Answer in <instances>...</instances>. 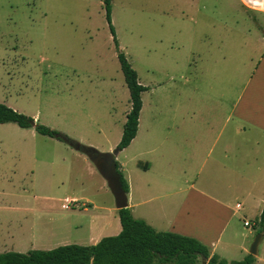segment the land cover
I'll list each match as a JSON object with an SVG mask.
<instances>
[{
  "label": "rangeland",
  "instance_id": "obj_1",
  "mask_svg": "<svg viewBox=\"0 0 264 264\" xmlns=\"http://www.w3.org/2000/svg\"><path fill=\"white\" fill-rule=\"evenodd\" d=\"M204 3L205 17L188 20L165 13L180 7L172 0L111 2L119 46L140 83L148 87L141 94L140 111L148 139L131 143L116 158L132 184L139 175L163 179L161 162L147 173L137 165L138 159L149 161L163 153L164 172L178 174L181 182L198 175L201 182L205 174L198 172L196 149L185 148L189 155L182 163L183 148L171 142L180 139L181 117L187 109L216 114L218 104L220 116L228 112L262 54L264 20L249 18L232 0ZM0 102L86 146L113 151L130 98L103 0H0ZM240 109L244 111L243 100ZM147 150L155 152L138 157ZM155 194L162 195L142 209L155 211L161 200H170L164 192ZM244 194L239 190L229 197L230 203L243 205L232 224L235 242L245 244L249 253L260 231L254 225L256 205ZM42 195L54 198L50 208L42 207ZM65 196H76L86 209L80 204L63 209L60 200ZM134 215L141 216L138 211ZM245 219L254 224L245 227ZM117 221L114 196L86 154L34 127L0 123V252L89 245L91 232L101 237L117 234ZM263 252L260 242L258 260L252 264H264ZM246 255L235 248L230 258Z\"/></svg>",
  "mask_w": 264,
  "mask_h": 264
},
{
  "label": "crops",
  "instance_id": "obj_2",
  "mask_svg": "<svg viewBox=\"0 0 264 264\" xmlns=\"http://www.w3.org/2000/svg\"><path fill=\"white\" fill-rule=\"evenodd\" d=\"M204 1L172 0V4L178 5L179 3L180 7L173 6L165 13H171L170 15L177 13L181 18L188 20H193L199 15L204 18ZM232 1L249 14V18L260 17L264 20V0ZM259 45L262 48V54L245 84L243 93L233 100L228 112L220 116V104H218L216 114L204 115L200 110L187 109L181 117V135L178 136L180 139L176 143L174 140L171 142L176 147L183 148L182 163L189 155L186 149L188 147L196 149L193 155L198 159V172L205 174L200 179L201 182H197L198 175L193 180L186 178L184 182H181V179L178 180V174L164 172L163 166L167 163V159L164 160V153L161 158H150L149 161L138 159L137 162L145 173L154 171L157 162H161L159 163L161 171L159 175L163 179L155 181L146 178L147 175H139L138 181L133 184L129 176L126 179L128 206L133 216H135V211H138L141 215L138 218L144 219L154 229L157 224L162 226V231H172L196 238L208 246L212 253L218 254L227 261L232 260L230 254L235 248H238L241 253L250 254L245 244L235 242L237 233L232 224L243 205L237 201L230 203L229 196L243 190L244 196L251 197V201L256 205V218L264 207V39H260ZM242 100L244 111L238 110V104ZM192 120H197V122L189 124ZM238 121L240 124L237 123ZM167 137L166 140L169 142L172 137L171 135ZM147 139L148 136L144 135V126L141 124L139 113L136 134L126 147L131 143L139 145ZM150 152L152 150L140 151L138 157L153 154L155 151ZM120 166L122 167V164ZM183 174L187 176L186 172ZM153 184L157 185V189H153ZM135 191L137 198L133 197ZM162 192H164L163 195L169 196L170 200L165 202L161 200L159 205H156L155 211H149L151 202L162 195L155 193ZM131 196L133 201L130 203ZM53 199L52 196L42 195V207L50 208ZM77 199L76 196H65L60 200L61 207L69 209L72 205L74 209L80 204L85 210L86 204L79 203ZM143 205L149 207L142 209ZM116 225H118V227L115 226L116 233H118L121 229L120 222L117 221ZM101 236L93 235L91 232L89 238L94 244ZM260 242L264 251V235ZM257 255L255 261L258 260ZM262 255L264 256V252Z\"/></svg>",
  "mask_w": 264,
  "mask_h": 264
},
{
  "label": "trees",
  "instance_id": "obj_3",
  "mask_svg": "<svg viewBox=\"0 0 264 264\" xmlns=\"http://www.w3.org/2000/svg\"><path fill=\"white\" fill-rule=\"evenodd\" d=\"M105 17L117 51L126 86L130 109L126 113L118 151L125 148L136 134L142 106L141 93L148 89L138 80V74L119 46L111 19V0H103ZM14 122L20 127H34L41 134L54 137L59 131L35 123L33 118L0 102V123ZM60 139V138H58ZM118 169V163L116 162ZM121 174L124 191L128 182ZM121 229L115 235L103 236L96 243H69L51 249H31L26 252H0V264H252L255 256L247 254L240 260L227 261L196 238L172 231H158L144 219L132 215L129 207L117 209ZM258 231L264 233V207L257 221Z\"/></svg>",
  "mask_w": 264,
  "mask_h": 264
},
{
  "label": "water",
  "instance_id": "obj_4",
  "mask_svg": "<svg viewBox=\"0 0 264 264\" xmlns=\"http://www.w3.org/2000/svg\"><path fill=\"white\" fill-rule=\"evenodd\" d=\"M56 138H60L74 149L86 154L90 161L94 164L100 175L106 180L107 185L112 192L117 209L128 207L127 193L124 191L121 183V174L116 167V157L119 153L118 149L110 152H101L94 147L86 146L67 135L58 132ZM264 233L260 231L250 245L249 253L256 256L258 247Z\"/></svg>",
  "mask_w": 264,
  "mask_h": 264
},
{
  "label": "built area",
  "instance_id": "obj_5",
  "mask_svg": "<svg viewBox=\"0 0 264 264\" xmlns=\"http://www.w3.org/2000/svg\"><path fill=\"white\" fill-rule=\"evenodd\" d=\"M253 224H254L253 222H250V221H248V220L244 221V225H245V226H251V225H253Z\"/></svg>",
  "mask_w": 264,
  "mask_h": 264
}]
</instances>
